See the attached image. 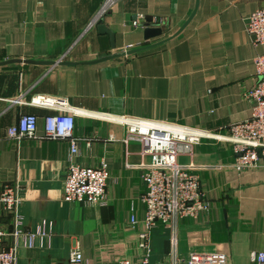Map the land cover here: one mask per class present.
<instances>
[{
  "label": "crops",
  "instance_id": "crops-1",
  "mask_svg": "<svg viewBox=\"0 0 264 264\" xmlns=\"http://www.w3.org/2000/svg\"><path fill=\"white\" fill-rule=\"evenodd\" d=\"M105 2L0 0V191L20 190L24 232L41 227L47 233H36L32 244L28 235L19 238L18 264H70V251L77 247L84 253L82 264L138 261L148 251L139 246L143 232L150 260L161 262L175 230L180 264L193 252H223L227 264H253L250 253L264 251V156L258 167L239 171L231 143L203 138L191 154L180 153L178 162L207 166L195 172L210 212L181 218L176 229L161 222L148 228L146 184L141 169L127 163H148L151 157L142 154L141 143L124 142V124L97 114L217 132L248 118L251 104L242 93L256 83L254 58L264 53V44L252 42L247 19L264 8V0H113L96 22ZM147 16L152 23L146 24ZM135 20L142 25L134 26ZM99 22L115 33V48L110 36L98 31ZM147 25L162 27V34L146 40ZM40 97L65 100L81 111L74 128L81 139L78 161L108 164L104 203L64 199L68 141L17 143L7 136L27 113L37 115V133L43 135L45 117L57 110L34 104ZM1 221L12 230V215L3 214Z\"/></svg>",
  "mask_w": 264,
  "mask_h": 264
},
{
  "label": "built area",
  "instance_id": "built-area-1",
  "mask_svg": "<svg viewBox=\"0 0 264 264\" xmlns=\"http://www.w3.org/2000/svg\"><path fill=\"white\" fill-rule=\"evenodd\" d=\"M113 0H106L95 21L107 12ZM94 21V22H95ZM134 26L138 21L133 22ZM247 30L255 45L264 44V8L254 11L247 19ZM256 83L242 93L244 99L251 104L248 118L228 126L224 132L188 126L169 120H155L130 115L112 116L99 113L97 116L108 120H117L127 127L125 143L136 141L142 145V154L151 157L150 162L128 164L129 168H140L141 177L146 184V192L142 196L145 203V221L148 228L155 227L158 222L176 229L181 218H198L211 210V202L206 199L200 186V176L195 170L207 166H199L193 162L179 163L180 153L191 154L193 147L200 144L203 138L229 142L237 153L234 168L242 171L256 168L260 158L264 156V53L254 58ZM34 104L54 108V114L45 117L43 135H38L36 114H22L15 125L7 130L10 139L20 143L24 139L46 138L66 140L70 144L68 166L64 180V199L68 202H86L101 204L105 202L107 186L111 172L105 160L98 165H83L78 161L80 138L74 135L75 114L81 112L68 108L65 100L40 97L33 100ZM90 145V140H86ZM22 197L20 190L5 186L0 191V264H18L19 238L28 235L32 244L36 233L46 236L44 228L37 232L26 233L23 229L24 220L19 211ZM12 215V230L8 231L1 218L3 214ZM130 222H137L135 214ZM11 242L7 244L8 236ZM139 246L148 251L138 260L121 259L114 264H180L183 260L177 250V234L174 231L172 248L168 256L161 262L150 260L147 233L140 235ZM253 264H264V251L253 250L250 253ZM85 260L83 251L77 247L70 251V264H82ZM104 264V263H103ZM186 264H227V255L223 252H193Z\"/></svg>",
  "mask_w": 264,
  "mask_h": 264
},
{
  "label": "water",
  "instance_id": "water-1",
  "mask_svg": "<svg viewBox=\"0 0 264 264\" xmlns=\"http://www.w3.org/2000/svg\"><path fill=\"white\" fill-rule=\"evenodd\" d=\"M152 21H153L152 20V16H147L146 17V22H147L146 24L152 23ZM97 28H98V31L101 34H108L110 36V38H111V45H112L113 48H115V46H116V38H115V33L113 32V30L109 26H107L106 24L101 23V22H99L97 24ZM162 31H163L162 30V27H160V26L147 25L146 28H145V30H144L145 39L146 40H149L151 38H155L157 36H160L162 34ZM146 47L147 46L141 47V48H136V49L131 50V51H128V52H120V53H116V54H111V55L103 58L102 60L111 59V58L118 57L120 55H124V54H127V53H135V52L141 51L142 49H144ZM30 61L31 62H38L36 60H30ZM59 61H61V60H59ZM41 63L50 64L51 65V64H55L57 62H54V61H43Z\"/></svg>",
  "mask_w": 264,
  "mask_h": 264
}]
</instances>
